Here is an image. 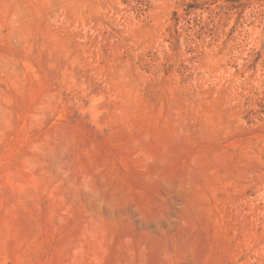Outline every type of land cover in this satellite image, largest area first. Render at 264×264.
<instances>
[{
    "label": "rangeland",
    "instance_id": "374dc122",
    "mask_svg": "<svg viewBox=\"0 0 264 264\" xmlns=\"http://www.w3.org/2000/svg\"><path fill=\"white\" fill-rule=\"evenodd\" d=\"M0 264H264V0H0Z\"/></svg>",
    "mask_w": 264,
    "mask_h": 264
}]
</instances>
